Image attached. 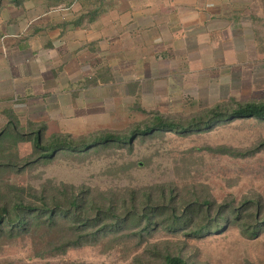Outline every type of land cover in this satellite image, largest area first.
<instances>
[{"label": "rangeland", "instance_id": "rangeland-1", "mask_svg": "<svg viewBox=\"0 0 264 264\" xmlns=\"http://www.w3.org/2000/svg\"><path fill=\"white\" fill-rule=\"evenodd\" d=\"M119 1L124 0H104L102 6ZM245 25L243 29L264 36V21ZM250 48L216 67L185 62L170 72L172 79L163 78L169 72L162 70L128 84L89 85L88 101L82 105L74 96L70 102L64 92L52 101L40 96L44 103L25 112L1 111L0 133L11 119L21 133L46 126L47 137L63 134L80 142L102 133L143 129L157 116L187 126L219 106L264 102V57ZM261 143L264 121L232 119L202 132L139 136L131 146L61 153L51 163L26 164L35 159L33 144L6 137L0 143V163L11 160L14 166L0 167V206L20 199L39 205L37 200L45 195L66 202L80 194L95 206L113 208L126 221L97 242L63 252L56 247L65 238L73 240L64 231L40 228L15 239L2 238L0 264H164L168 254L189 264H264V147L255 151ZM148 196L147 204L163 202L179 211L187 202L210 203V218L204 223L216 222L219 228L192 237L165 230L158 217L152 230L140 233L147 225L140 214ZM225 206L244 208V220L228 210L219 215ZM251 212L254 216L247 217Z\"/></svg>", "mask_w": 264, "mask_h": 264}, {"label": "crops", "instance_id": "crops-1", "mask_svg": "<svg viewBox=\"0 0 264 264\" xmlns=\"http://www.w3.org/2000/svg\"><path fill=\"white\" fill-rule=\"evenodd\" d=\"M102 2L0 0V112L29 110L44 103L40 96L62 92L82 105L89 85L162 70L172 79L180 64L216 67L249 46L264 57L263 34L242 28L263 23L264 0Z\"/></svg>", "mask_w": 264, "mask_h": 264}, {"label": "trees", "instance_id": "trees-1", "mask_svg": "<svg viewBox=\"0 0 264 264\" xmlns=\"http://www.w3.org/2000/svg\"><path fill=\"white\" fill-rule=\"evenodd\" d=\"M102 82H105L102 81ZM101 82V83H102ZM209 116L192 120L187 126L174 121L166 120V118L157 116L143 129L134 128L129 133L115 135L112 133H102L94 135L89 139L77 142L69 135H45L46 126H41L38 130L29 133H21L18 123L9 119L8 124L0 133V143L2 140L12 138L15 142H31L35 153V159L27 162H43L51 163L61 153L76 155L84 154L90 149L96 150L100 147H122L132 145L133 140L139 136H150L162 132H172L181 135H187L190 132H202L211 129L212 125H219L228 120L237 119H253L264 121V102H246L235 103V108L226 109L216 107L209 111ZM264 147L261 143L256 147V152ZM255 152V153H256ZM0 167H12L14 162L11 160L3 161ZM150 196L144 202L141 208V216L146 227L140 233H148L155 225L158 217L163 218L161 225L171 233H186L189 236H199L203 233H214L218 230L217 223L207 224L205 220L210 218L212 205L210 203L187 202L179 211L176 207L168 206L166 203L147 204ZM36 202L17 200L10 205L0 206V239H15L24 235H28L40 228L49 231H61L70 233L73 240H64L62 245L56 247L57 251L63 252L69 247L80 246L86 243L97 242L101 235L107 234L113 230H118L124 226L126 218L117 212H113V208H102L88 202V198L76 194L72 195L66 202L58 200L52 196H44ZM105 207V206H104ZM232 209V211L230 210ZM244 208H235L225 206L222 211H229L240 221ZM248 211V209L246 210ZM257 212V210H256ZM254 214L249 213L247 217H253ZM230 220V219H229ZM212 221V220H211ZM204 224V225H203ZM207 224V225H206ZM193 225V226H192ZM244 227V226H243ZM60 228V229H58ZM258 230H254L256 232ZM164 264H189L185 259L178 255L168 254L164 257Z\"/></svg>", "mask_w": 264, "mask_h": 264}]
</instances>
